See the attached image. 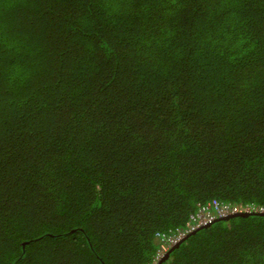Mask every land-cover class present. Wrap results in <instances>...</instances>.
Listing matches in <instances>:
<instances>
[{
	"label": "trees",
	"instance_id": "16d2710c",
	"mask_svg": "<svg viewBox=\"0 0 264 264\" xmlns=\"http://www.w3.org/2000/svg\"><path fill=\"white\" fill-rule=\"evenodd\" d=\"M213 200L264 207V0H0V264H157ZM160 264H264V214Z\"/></svg>",
	"mask_w": 264,
	"mask_h": 264
},
{
	"label": "built area",
	"instance_id": "2783aa9c",
	"mask_svg": "<svg viewBox=\"0 0 264 264\" xmlns=\"http://www.w3.org/2000/svg\"><path fill=\"white\" fill-rule=\"evenodd\" d=\"M259 210L255 207H248L247 210ZM260 210H263L261 208ZM238 211L237 207L232 206L229 203H223L218 200H213L206 205H202L196 213L190 215V219L187 222V227L179 229L178 232L167 235L165 233L158 232L156 234L157 239L161 242L159 257H161L172 245L177 243L183 238L190 230L196 227L212 223L217 217L225 216L230 213Z\"/></svg>",
	"mask_w": 264,
	"mask_h": 264
},
{
	"label": "clouds",
	"instance_id": "9594fccd",
	"mask_svg": "<svg viewBox=\"0 0 264 264\" xmlns=\"http://www.w3.org/2000/svg\"><path fill=\"white\" fill-rule=\"evenodd\" d=\"M248 208V207H247ZM247 208H245V209H238V211H236V212H234V213H230V214H228V215H225V216H221V217H217L214 221H216V220H219V218H224V217H227V216H230V215H233V214H238V213H248V214H251V213H264V207H259V210H247ZM261 208H263V210H260ZM213 221V222H214ZM212 222V223H213ZM212 223H209V224H205V225H202V226H199V227H196L195 229H192V230H190L183 238H181V240H183L190 232H192V231H196L197 229H199V228H201V227H207V226H209V225H211ZM181 240H179L177 243H179ZM177 243H175L174 245H176ZM174 245H172L160 258H159V260L162 258V257H164V255L174 246Z\"/></svg>",
	"mask_w": 264,
	"mask_h": 264
},
{
	"label": "water",
	"instance_id": "95a60500",
	"mask_svg": "<svg viewBox=\"0 0 264 264\" xmlns=\"http://www.w3.org/2000/svg\"><path fill=\"white\" fill-rule=\"evenodd\" d=\"M262 214H264V213H262ZM236 215H249L248 213H238V214H233V215H230V216H227V217H224V218H219V220L220 219H227V218H230V217H232V216H236ZM183 240H181L179 243H177L176 245H174L165 255H164V257H162L158 262H157V264H160L163 260H165L167 257H168V255H169V253H170V251H172V249H174L175 247H177L178 245H180V243L182 242Z\"/></svg>",
	"mask_w": 264,
	"mask_h": 264
}]
</instances>
